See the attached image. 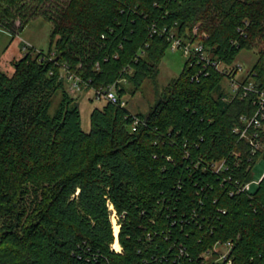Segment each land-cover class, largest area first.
I'll return each mask as SVG.
<instances>
[{"label":"trees","instance_id":"16d2710c","mask_svg":"<svg viewBox=\"0 0 264 264\" xmlns=\"http://www.w3.org/2000/svg\"><path fill=\"white\" fill-rule=\"evenodd\" d=\"M40 16L53 24L49 53L28 51L12 74L0 66V264H201L219 242L233 243L235 264H264V176L241 190L264 150L252 157L234 131L253 94L230 98L227 73L186 58L149 113L106 101L87 132L63 77L88 89L126 78L119 94L136 91L170 34L198 24L221 64L257 50L245 81L264 86V0H0L13 35Z\"/></svg>","mask_w":264,"mask_h":264},{"label":"rangeland","instance_id":"374dc122","mask_svg":"<svg viewBox=\"0 0 264 264\" xmlns=\"http://www.w3.org/2000/svg\"><path fill=\"white\" fill-rule=\"evenodd\" d=\"M53 24L50 20L40 16L32 19L25 28L18 34L13 35L0 25V66L1 68L12 74L15 70L12 61L18 60L25 56L28 51H32L33 55L43 51L49 53L50 41ZM30 45L29 49H25V45ZM258 59L257 50L244 49L238 55L234 65L228 66L236 70L237 66H242V72L238 77L250 76L253 65ZM186 56L181 50L168 48L164 57L159 64V72L154 78H148L141 88L136 91L132 84H127L128 92L124 95L127 100V109L134 114H147L155 105L161 90L174 78L178 77L184 69ZM226 66V65H225ZM237 74V73H236ZM248 74V75H247ZM63 77L66 79V71H63ZM250 81H255L251 79ZM68 86V81L66 79ZM228 77L224 80L226 89L229 87ZM79 103L82 114V127L85 131H91V113L95 107H102L106 100L95 97V90L81 88V91L73 94ZM60 96L55 95L54 103L51 108V114H54L58 108ZM264 150V149H263ZM254 179L252 183L253 189L257 187L258 182L264 176V155L261 156L253 166ZM113 222H117V215L112 214ZM119 221V220H118ZM120 222L117 223L119 225Z\"/></svg>","mask_w":264,"mask_h":264},{"label":"built area","instance_id":"2783aa9c","mask_svg":"<svg viewBox=\"0 0 264 264\" xmlns=\"http://www.w3.org/2000/svg\"><path fill=\"white\" fill-rule=\"evenodd\" d=\"M156 31V29H154ZM203 38H207V35L199 33V25L197 24L193 33L189 34V38L179 36L176 32L170 34L171 45L170 47L174 50H181L182 53L189 59H195L201 57L208 63L215 65L220 70L228 74L230 98L234 99L236 97L245 98L250 94H253V102L255 105V112L252 115H242L240 117V124L237 125L234 131L238 134L240 140H244L250 149L251 156L254 157L259 150L264 149L263 140V129H264V86H259L257 83L250 81L246 82V75L238 77L237 75L242 72V66H237L236 70L221 64L216 60H212L206 51L204 46ZM30 45H25L27 50ZM144 49L139 50V54H143ZM234 70V72H233ZM237 73V74H236ZM66 79L68 81V89L71 94H75L81 91L82 80L81 78L68 71L66 72ZM118 83H128L126 78L120 79L117 84H111L108 86H100L98 88H93L95 90V97L98 99H104L106 101L113 102L115 104H120L121 106H127V100L124 99V95H120L118 91ZM137 124H139V118H136L133 130L136 129ZM250 156V160L251 157ZM210 169L219 172L227 168L226 161L213 162L208 165ZM261 181V180H260ZM259 181V182H260ZM258 182V183H259ZM253 181L241 185V190L249 191L251 189ZM116 215V212L113 213ZM119 215L117 213V223L119 222ZM118 226L121 227V224ZM121 246V244H120ZM114 248V247H113ZM117 252H122V246L118 249L114 248ZM233 250V243H217L211 250L206 251L201 254L203 258L201 264H235L234 259L231 255Z\"/></svg>","mask_w":264,"mask_h":264},{"label":"bare ground","instance_id":"6f19581e","mask_svg":"<svg viewBox=\"0 0 264 264\" xmlns=\"http://www.w3.org/2000/svg\"><path fill=\"white\" fill-rule=\"evenodd\" d=\"M113 224H114V232H115V234H116V241H115V243L113 244V247L114 248H120L121 246H120V243H119V240H118V234H119V231H120V226H118L117 225V222H113Z\"/></svg>","mask_w":264,"mask_h":264},{"label":"crops","instance_id":"0c3cea01","mask_svg":"<svg viewBox=\"0 0 264 264\" xmlns=\"http://www.w3.org/2000/svg\"><path fill=\"white\" fill-rule=\"evenodd\" d=\"M15 61V60H14ZM14 61H12V63H14Z\"/></svg>","mask_w":264,"mask_h":264}]
</instances>
